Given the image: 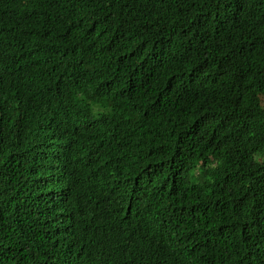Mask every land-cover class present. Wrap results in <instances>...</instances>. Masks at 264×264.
<instances>
[{"label":"trees","instance_id":"trees-1","mask_svg":"<svg viewBox=\"0 0 264 264\" xmlns=\"http://www.w3.org/2000/svg\"><path fill=\"white\" fill-rule=\"evenodd\" d=\"M0 264H264V0H0Z\"/></svg>","mask_w":264,"mask_h":264}]
</instances>
